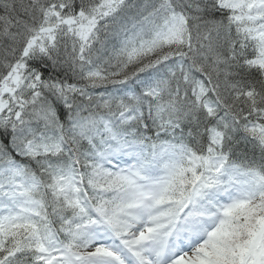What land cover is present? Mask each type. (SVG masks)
<instances>
[{"label": "snow or ice", "instance_id": "6c2138e0", "mask_svg": "<svg viewBox=\"0 0 264 264\" xmlns=\"http://www.w3.org/2000/svg\"><path fill=\"white\" fill-rule=\"evenodd\" d=\"M0 264H264V0H0Z\"/></svg>", "mask_w": 264, "mask_h": 264}]
</instances>
